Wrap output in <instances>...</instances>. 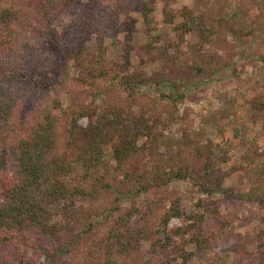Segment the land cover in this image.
Wrapping results in <instances>:
<instances>
[{"label": "rangeland", "instance_id": "1", "mask_svg": "<svg viewBox=\"0 0 264 264\" xmlns=\"http://www.w3.org/2000/svg\"><path fill=\"white\" fill-rule=\"evenodd\" d=\"M44 4L54 11L45 17L47 9L33 12V20L19 27L20 48L15 45L0 61L7 72L20 75L4 83L13 100L12 114L0 121V151L53 117L59 136L55 152L68 159L69 179L78 182L86 170L75 161L77 146L65 145L70 119L85 112L78 123L87 127L88 113H95V120L121 108L128 118L140 119L144 131L130 164L113 175L121 195L104 190L72 205L105 227L117 204L146 209L142 223L132 219L141 229L133 239L131 264H264V0ZM80 47L78 54L99 75L85 84L74 79L79 69L73 52ZM134 76L129 87L123 84ZM117 130L109 139L118 140ZM103 152L115 168L111 145ZM9 160L5 169L14 174ZM167 175L170 182L162 184ZM211 186L216 191L209 195L204 189ZM137 188L144 189L125 196ZM173 201L184 215L166 223ZM63 204L51 207L50 234L29 238L52 252L51 264L95 263L99 233L79 240ZM191 215L203 219L188 232ZM200 238L211 244L197 246L194 239ZM4 252L9 264H27L29 258L46 264L43 251L31 247Z\"/></svg>", "mask_w": 264, "mask_h": 264}, {"label": "trees", "instance_id": "2", "mask_svg": "<svg viewBox=\"0 0 264 264\" xmlns=\"http://www.w3.org/2000/svg\"><path fill=\"white\" fill-rule=\"evenodd\" d=\"M87 1L88 3H84L79 0V3L83 6L94 7L95 3H100L103 0ZM52 2L53 0H0V61L6 52H14L20 48L17 42L21 30L19 27L32 21L34 18L32 13L39 9H47V12L43 10V17L53 12L54 10L44 4ZM50 19L53 20L51 17ZM34 29L38 28L34 27ZM83 48H76L73 52L74 64L79 69L78 75L74 79L85 84L97 80L99 75L94 73L95 69L88 66V60L83 58L84 54H78L80 50L82 53ZM1 66L3 65L0 62V121H6L12 114L13 97L4 83L10 82L12 78H17L20 75L15 76L14 72L9 73ZM128 79L124 78L123 80V84L127 87L130 86L131 81L135 80V76ZM52 83L54 84V82ZM83 115L85 112L79 111L74 113L70 119L69 125L71 124V126L67 131L69 140L65 144L69 150H73L77 146L74 154L75 161H81L86 170L78 182H72L69 179L71 168L68 159L55 152L59 136L52 130L56 127V124L54 127V123L57 120L53 117H47L45 124H39L37 129L27 138L23 136L16 144L15 142L10 143L8 147L4 145L3 150L0 151V157L3 159L2 163L0 160V167L2 168L0 170V264H9V257L4 251L12 247L20 251L22 247L26 249L31 247L39 254L43 251L45 263L54 262L52 260L54 257H51L52 252L46 251L47 247L43 246L42 243L35 244V241H32L29 236L35 234L43 239L45 235L50 234L54 227L51 224V207L53 204L62 201H64V210L71 218L75 219V225L72 224L73 233L78 229L76 235L79 240L83 235H89L93 231L99 233L95 240L96 260H93L96 262L93 264H131L128 262L129 253L134 236L141 229L138 222L136 223L132 219L137 217L142 223V213H147L144 212L146 209H140L136 204L128 208H122L117 204L111 208L115 214L114 220L105 227L103 222L94 221L88 217L83 207L75 208L72 203L78 198H94L97 193H102L104 190L107 192L115 191L121 195L115 186L117 180L113 179L115 178L113 175L119 169L120 172L125 171L127 165L130 164L127 161L135 156L137 139L144 133L143 127L141 125L138 127L141 120L128 118L121 108H111L96 116L95 120V113H88L89 124L87 127H82L78 122ZM121 126L123 127V134L120 131ZM115 130L119 131L121 136L118 140L109 139ZM77 139L79 143H77ZM105 145H111L112 157L116 163L115 168L106 161L103 152ZM9 159L15 165L14 174H10L5 169L10 162ZM207 172L206 169L204 175H209ZM176 176L177 174L174 177ZM166 177H168L167 180H163L162 184L170 182L172 176L167 175ZM88 178H92L91 184L87 182ZM216 185L219 187V182ZM143 189L130 190L125 193V196L137 195ZM215 191L212 186L210 189H204V192H208L209 195ZM118 194L116 195L118 196ZM179 208L180 206H175L173 201L170 212H165L166 218L168 217L166 223L169 222L170 218L184 215V212H181ZM100 213L98 211L96 215L100 217ZM168 214L169 216H167ZM192 216L190 219L194 220L195 217ZM197 217L193 224L187 226L188 232L195 229L197 224L201 222L200 220L203 219V217ZM194 241L200 247H207L211 244V242L205 243L206 238L203 241L201 238L194 239ZM186 259L188 258L186 257ZM34 260L35 258H29L26 263L37 264ZM84 264L90 263L84 262Z\"/></svg>", "mask_w": 264, "mask_h": 264}]
</instances>
